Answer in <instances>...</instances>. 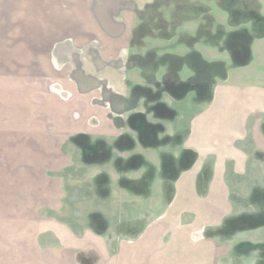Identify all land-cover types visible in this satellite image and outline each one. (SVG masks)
Listing matches in <instances>:
<instances>
[{
  "label": "crops",
  "instance_id": "1",
  "mask_svg": "<svg viewBox=\"0 0 264 264\" xmlns=\"http://www.w3.org/2000/svg\"><path fill=\"white\" fill-rule=\"evenodd\" d=\"M229 40L253 42L259 55L264 0H0L1 149L16 139L11 160L0 158V264H264V231L235 243L210 231L219 221L200 203L214 199L199 193L193 173L233 142L236 171L264 170V82L215 86L221 122L241 126L223 142L211 133L213 58L226 57ZM55 129L125 155L112 169L175 161L168 168L187 172L169 208L133 240L112 237L119 229L110 223L77 232L52 217L62 198L53 196L51 161L35 162L51 155ZM245 243L250 255L237 252Z\"/></svg>",
  "mask_w": 264,
  "mask_h": 264
},
{
  "label": "rangeland",
  "instance_id": "2",
  "mask_svg": "<svg viewBox=\"0 0 264 264\" xmlns=\"http://www.w3.org/2000/svg\"><path fill=\"white\" fill-rule=\"evenodd\" d=\"M252 44L253 42L245 41L235 46L236 44L229 40L226 57L213 58L212 108L215 115L213 114L211 133L214 136L220 135L222 142L225 133L236 136L239 130L237 126H241V123L221 122L227 114L221 106H215V86L226 82L228 85L233 84V87L244 81L264 82V49L257 55ZM258 126L264 130V121L259 122ZM247 139L248 145L242 148L251 150L252 139L250 136ZM4 140L7 142L4 147L2 145V149L5 148L8 152L3 154L0 146V158L7 157V161H10L11 146L16 145L13 142L16 139ZM47 140L45 145L48 146ZM227 141L231 142L228 139ZM50 142L51 155L47 152L36 153L35 162L51 161L52 176L57 179H53V196L57 192V197L62 198V201H52V217L66 226L75 228L77 232L91 229L103 231V225L110 223L111 227L119 229L118 234L115 232L112 237L122 236L133 240L162 210L169 208L168 199L174 191L173 183L179 175L187 172L168 168L175 161H167V168L162 170L146 169L142 164L132 166L129 170L112 169L114 161L118 166L124 164L125 155L115 158L113 153H108L107 148L98 152L97 149H92L90 137H61L58 129L53 131ZM237 148L234 142L225 147L221 146L222 153L200 158L201 169L193 171L199 193L214 199L213 202L200 203L201 210H206L210 216L215 214L214 218L219 221L217 224L208 225L210 231L225 238L229 243H235L242 233L246 238L252 231H264V170H244L243 174L242 171H236L231 164L234 165L236 161ZM186 151L187 148H183L180 154L182 163L190 160ZM249 155L251 160V154ZM192 156L193 162L200 157L197 153ZM224 161L229 162L228 169L215 168V165L221 167ZM162 190L164 201L156 200L160 198ZM107 193L114 196L105 197ZM99 210L112 216L104 217ZM246 243L239 244L242 248L237 249L238 253L250 255L254 252ZM232 250L237 253L236 247ZM151 262H156V259H151Z\"/></svg>",
  "mask_w": 264,
  "mask_h": 264
}]
</instances>
